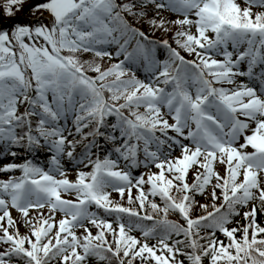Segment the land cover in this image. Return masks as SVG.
<instances>
[{
	"label": "snow or ice",
	"instance_id": "1",
	"mask_svg": "<svg viewBox=\"0 0 264 264\" xmlns=\"http://www.w3.org/2000/svg\"><path fill=\"white\" fill-rule=\"evenodd\" d=\"M245 3L0 0V264H264V0Z\"/></svg>",
	"mask_w": 264,
	"mask_h": 264
},
{
	"label": "rangeland",
	"instance_id": "2",
	"mask_svg": "<svg viewBox=\"0 0 264 264\" xmlns=\"http://www.w3.org/2000/svg\"><path fill=\"white\" fill-rule=\"evenodd\" d=\"M27 2H31V0H27ZM244 7V6H243ZM255 10H256V12L257 11H260L258 8L256 9L255 8ZM169 15V14H168ZM169 18L170 19H176L177 17H174V18H172V17H170L169 16ZM18 19H20L21 20V22H17L16 20H18ZM32 19V16H31V13H30V11H28V10H25V9H21L20 11H18V12H16V16H15V22L16 23H25V22H27V20H31ZM9 20V18L8 17H4V16H2V14H0V22H3V21H8ZM3 27H5V28H7L8 27V24L7 23H4L3 24ZM193 31H195L194 29H193ZM84 59H91V57L90 56H88V55H86L85 57H84ZM103 63L105 64V65H108V61H107V59H105L104 61H103ZM91 74V73H90ZM94 75V74H93ZM9 159H11V157H9ZM48 164V163H47ZM153 171H154V169H153ZM68 172H69V178L70 179H72V180H75L76 179V170L74 171V170H68ZM11 175H16V176H19L20 175V173H18V171L17 172H15V173H10ZM138 175V174H137ZM0 179H7V174H4V173H0ZM62 195H64V198H66V199H75L76 197H75V194L74 193H70V194H62ZM133 195H135V191H133ZM201 203H210V201H206V200H201ZM197 209H199V210H202V209H200V208H197ZM196 209V210H197ZM210 210H212L211 208H209L208 209V211H210ZM45 214H47V213H45ZM13 215L14 216H19V214L18 213H16L15 212V210H13ZM32 215L33 216H35L36 215V212H35V210L32 212ZM195 215H199V213H196L195 212ZM177 218V217H176ZM21 231L24 233V234H27V229L26 228H24L23 226H22V228H21ZM94 232H95V230H93Z\"/></svg>",
	"mask_w": 264,
	"mask_h": 264
},
{
	"label": "trees",
	"instance_id": "3",
	"mask_svg": "<svg viewBox=\"0 0 264 264\" xmlns=\"http://www.w3.org/2000/svg\"><path fill=\"white\" fill-rule=\"evenodd\" d=\"M241 7L243 8V6H241ZM16 21H17V22H21L20 19H18V20H16ZM27 21H28V20H27ZM159 57H163V55H160ZM114 200L120 202V197H119V196H118V197H115ZM123 204H124L125 206H129L126 198H125V200L123 201ZM133 207H135V205H133ZM195 212H196V213H199V215L204 213L203 210H199V209H197ZM169 218H170V219H173V220L176 219V217H175L174 214H170ZM260 220H261V221H264V216H261V217H260ZM221 238H223V237H221ZM89 264H96V262H95L94 260H91V261L89 262Z\"/></svg>",
	"mask_w": 264,
	"mask_h": 264
}]
</instances>
